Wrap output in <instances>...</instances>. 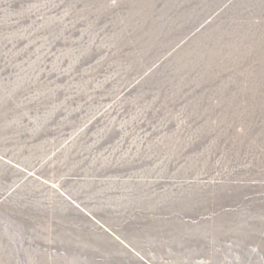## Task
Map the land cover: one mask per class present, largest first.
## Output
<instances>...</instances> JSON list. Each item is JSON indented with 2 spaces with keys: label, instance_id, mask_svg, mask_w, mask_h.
I'll return each instance as SVG.
<instances>
[{
  "label": "rangeland",
  "instance_id": "374dc122",
  "mask_svg": "<svg viewBox=\"0 0 264 264\" xmlns=\"http://www.w3.org/2000/svg\"><path fill=\"white\" fill-rule=\"evenodd\" d=\"M204 239L264 264V0H0V264Z\"/></svg>",
  "mask_w": 264,
  "mask_h": 264
},
{
  "label": "crops",
  "instance_id": "0c3cea01",
  "mask_svg": "<svg viewBox=\"0 0 264 264\" xmlns=\"http://www.w3.org/2000/svg\"><path fill=\"white\" fill-rule=\"evenodd\" d=\"M204 242V245H200V248H203L204 252L199 251L200 255L194 254L193 256H190L189 264H229V259L226 258L228 252L227 245L223 247L224 254L222 257L221 254L219 255L217 251L214 250L212 244L208 246L207 240H205Z\"/></svg>",
  "mask_w": 264,
  "mask_h": 264
}]
</instances>
